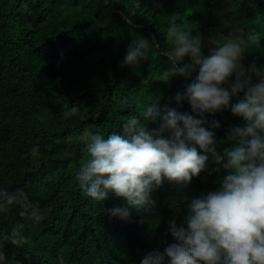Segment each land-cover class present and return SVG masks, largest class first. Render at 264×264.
<instances>
[{"label":"trees","instance_id":"trees-1","mask_svg":"<svg viewBox=\"0 0 264 264\" xmlns=\"http://www.w3.org/2000/svg\"><path fill=\"white\" fill-rule=\"evenodd\" d=\"M222 22L224 32L240 26L257 36L243 60L246 68L264 66V0H0V191L22 189L33 209L46 212L38 224L24 221L18 206L0 213V233L21 228L27 239L19 248L3 245L9 264H60L61 256L64 264H140L148 252L175 242L168 222L181 223L186 202L217 190L227 174L211 153L196 146L208 155L205 170L182 193L165 179L150 193L155 208L146 213L111 192L102 204L82 192L76 176L89 154L78 137L85 130L122 133L129 116L152 104L193 114L175 96L196 73L164 82L171 67L163 55L172 48L167 29L175 23L202 39L217 36ZM142 37L150 41L149 59L123 64L129 45ZM201 51L210 53L202 41ZM244 95L203 116L218 154L231 146V128L246 124L230 110ZM72 106L81 109L66 115ZM116 207H128L130 215L107 212Z\"/></svg>","mask_w":264,"mask_h":264},{"label":"clouds","instance_id":"clouds-1","mask_svg":"<svg viewBox=\"0 0 264 264\" xmlns=\"http://www.w3.org/2000/svg\"><path fill=\"white\" fill-rule=\"evenodd\" d=\"M192 32L170 23L166 39L172 48L163 55L171 65L164 82L196 73L184 93L175 96L178 104L187 101L195 115L152 104L139 116H129L122 133L114 131L105 137L85 130L78 139L86 144L89 158L80 165L76 179L82 192L99 204L111 192L128 206L149 213L155 208L150 193L165 179L180 186L182 193L205 170L208 155H201L198 146L211 153L213 162L227 174L218 181L217 190L186 202L183 221L168 222L175 242L163 251L148 252L140 264H264V66L253 63L245 68L241 63L257 36L240 30L205 56L200 35ZM149 42L144 37L133 40L123 64L136 66L149 59ZM151 44L160 46L155 38ZM186 57L190 62H184ZM241 92L244 98L230 110L246 124L231 128L227 136L231 146L218 154L214 132L203 127V116L228 109L231 98ZM80 109L72 106L65 114L71 116ZM150 123L157 126L150 128ZM212 127L219 128V122L213 121ZM12 206H18L19 216L29 223L38 224L46 217V212L33 209L22 189L0 191V213ZM107 212L121 219L130 215L128 207ZM5 243L19 248L27 239L21 228L0 233V264H9L2 251ZM59 260L64 264L63 256Z\"/></svg>","mask_w":264,"mask_h":264},{"label":"rangeland","instance_id":"rangeland-1","mask_svg":"<svg viewBox=\"0 0 264 264\" xmlns=\"http://www.w3.org/2000/svg\"><path fill=\"white\" fill-rule=\"evenodd\" d=\"M226 22H222L219 26H217L216 30L217 33L215 37L211 36H203L201 41L202 44L211 51L213 48H215L217 45L222 44L225 40L232 38L233 35L237 34L240 30V26H234L232 27L228 32H224ZM242 65L246 68L244 60L241 61Z\"/></svg>","mask_w":264,"mask_h":264},{"label":"water","instance_id":"water-1","mask_svg":"<svg viewBox=\"0 0 264 264\" xmlns=\"http://www.w3.org/2000/svg\"><path fill=\"white\" fill-rule=\"evenodd\" d=\"M116 6H118V4H116Z\"/></svg>","mask_w":264,"mask_h":264}]
</instances>
